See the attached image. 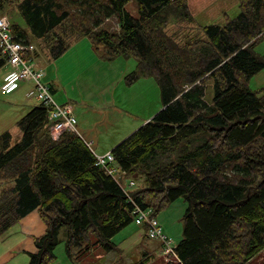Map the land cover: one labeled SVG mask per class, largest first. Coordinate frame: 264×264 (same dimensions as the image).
<instances>
[{"label":"trees","instance_id":"16d2710c","mask_svg":"<svg viewBox=\"0 0 264 264\" xmlns=\"http://www.w3.org/2000/svg\"><path fill=\"white\" fill-rule=\"evenodd\" d=\"M129 1L0 0V15L13 6L24 20L10 28L34 46L27 58L40 51L58 58L86 37L102 47V60L133 57L125 82L153 77L162 102L112 148L120 179L96 164L78 133L52 138L50 107L40 102L17 120L15 143L9 131L0 133V237L36 210L45 229L33 237L27 264L52 262L61 240L70 263L80 264L96 246L115 250L113 236L133 221L129 198L156 217L183 197L182 263L248 264L264 249V87L248 85L264 68L255 50L264 36V0H238L237 15L182 40L166 30L170 21L193 23L187 0H133L137 16L125 9ZM110 18L117 29L103 27ZM123 178L135 180L127 192Z\"/></svg>","mask_w":264,"mask_h":264},{"label":"rangeland","instance_id":"374dc122","mask_svg":"<svg viewBox=\"0 0 264 264\" xmlns=\"http://www.w3.org/2000/svg\"><path fill=\"white\" fill-rule=\"evenodd\" d=\"M187 3L194 17L193 23L184 25L170 21L166 30L177 40H182L186 33L190 36L201 34L200 26L222 25L225 16L234 17L239 12L238 0H187ZM125 9L133 16H137L133 0L125 4ZM5 15L10 21L25 26L17 8L11 6ZM103 27L117 29L115 19L110 18ZM72 45L64 55L55 59L49 58L43 63L46 67L45 73L47 72L43 81L53 83L55 92L52 95L55 101H61L63 97L67 99L76 117L77 132L87 141L92 140L91 147L95 150L93 152L99 153L97 146L98 148L100 145L111 146L116 140L119 143L162 108L160 89L153 77H140L132 83L125 82V76L134 70L136 65L133 57H118L113 61L102 60L99 57L102 47L92 45L86 37ZM255 50L264 55V36L256 44ZM43 53L45 54L44 51H40L38 60H42ZM8 72L0 69V76L3 74L4 77ZM104 73L108 76L112 74L118 76L112 83L114 87L109 88L114 95L113 105L110 102L99 103L97 101L99 96L91 97V94L101 91L95 82V77ZM248 85L252 89L264 87V68L251 77ZM32 89L31 82L22 81L13 90L0 92V133L9 131L12 143H15L21 135L16 125L17 120L38 102L35 97L29 96V91ZM212 95L213 86L209 81L205 90V99L211 101ZM48 131L51 135L50 126ZM12 183L10 181L4 186ZM186 207L187 202L183 197H179L156 216L163 232L175 244L183 237L182 217ZM59 236L60 239L63 238L62 230ZM112 239L116 244L115 250L104 252L96 246L80 261V264H165L160 241L147 237L142 224L132 221ZM98 251L103 253V257L96 256ZM54 253L56 258L49 264H71L65 254L63 240L55 247ZM13 254L15 259L23 255L20 250H15ZM2 264L17 263L15 260H9ZM248 264H264V249Z\"/></svg>","mask_w":264,"mask_h":264},{"label":"built area","instance_id":"2783aa9c","mask_svg":"<svg viewBox=\"0 0 264 264\" xmlns=\"http://www.w3.org/2000/svg\"><path fill=\"white\" fill-rule=\"evenodd\" d=\"M33 45H26L14 38L11 32L10 22L7 16L0 15V51L4 55L5 65L10 67L5 81L0 85L2 92H7L14 88L18 82L29 81L33 89L29 91V96L35 97L40 103L50 107L47 119L49 122L51 136L57 138L63 131L77 132L76 117L70 104H60L55 101L48 85L43 82L45 69L38 65L34 59L26 57V51H33ZM90 146V142L87 143ZM96 164L102 167L106 173L119 179L118 167L114 164L115 159L111 151L96 154ZM121 185L125 192L132 188L135 183L132 179H125ZM128 196V194H127ZM133 203L132 215L136 224H146L147 236L157 239L162 243L161 253L165 264H183L176 252V244L162 230L157 218L152 216L150 208H142Z\"/></svg>","mask_w":264,"mask_h":264},{"label":"crops","instance_id":"0c3cea01","mask_svg":"<svg viewBox=\"0 0 264 264\" xmlns=\"http://www.w3.org/2000/svg\"><path fill=\"white\" fill-rule=\"evenodd\" d=\"M77 43L78 42L74 43V45ZM43 55L44 56H42V60H38V58L40 56V52H39L38 56H37V58H35V60L37 61L39 66H41V67L43 66L44 69L46 70V67L44 66L43 63L46 62L47 60H49V58L47 57L46 53L45 54L43 53ZM47 68H48V66H47ZM1 70H3V72L9 71V67L4 66L3 68H1ZM46 74H47V72H46ZM46 74H45V76H47ZM6 76H7V73L4 74V77H3V74L0 76V84H2L5 81V80L2 81V77L5 79ZM117 77L118 76H116L115 74L108 76L106 73L101 74V75L100 74L97 75L95 77V82L98 85V87L101 89V91H99L96 94H91V97L96 98L97 96H99L100 98L97 99V101L99 103L106 104V103L110 102L113 105L114 104V95L112 92L109 91V88L114 87L112 83L115 81V79ZM44 79H45V77H44ZM44 83L48 84V86L51 89V93L53 94V92H55V88L53 86V83H48L47 81L45 82V80H44ZM21 85H23V84H21ZM105 88H106V90H105ZM11 90H9V91H11ZM28 91H27V93H28ZM38 103H39V101L36 104H34V106L37 105ZM57 103L63 104V103H69V102H67V99L65 97H63V98H61V101H58ZM84 140L86 142H91V145L93 143L92 140H90V141H87L86 139H84ZM117 143H118V140L113 142V144H111V146L100 145L99 148L97 146V149H98L99 153L102 154V153H105L106 151H111L112 148ZM91 149H92V147H91ZM92 151H95V150L92 149ZM44 229H45L44 224L40 220L36 210L30 212L28 215H26L24 218H22L20 221H18L15 225H13L7 232H5L0 237V264L4 263L6 261H9V260H15V262L17 264H27L28 253L35 251V246L33 243V237L41 235L44 232ZM15 250L22 251L23 255L18 257L17 259H15L14 254H13V252ZM96 256L97 257H103V253L98 251V254Z\"/></svg>","mask_w":264,"mask_h":264}]
</instances>
